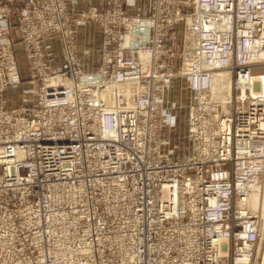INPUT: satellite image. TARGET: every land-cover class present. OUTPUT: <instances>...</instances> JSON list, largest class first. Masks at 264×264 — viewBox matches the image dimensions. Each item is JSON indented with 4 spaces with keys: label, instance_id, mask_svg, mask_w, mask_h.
I'll return each instance as SVG.
<instances>
[{
    "label": "built area",
    "instance_id": "1",
    "mask_svg": "<svg viewBox=\"0 0 264 264\" xmlns=\"http://www.w3.org/2000/svg\"><path fill=\"white\" fill-rule=\"evenodd\" d=\"M244 1L249 0H234L233 5L223 10L231 11ZM135 3L136 0H21L17 12L20 15L17 41L26 61L27 77L31 83L39 82L40 85L36 103L18 107H8L4 93L9 87L20 84L26 74L20 72L14 43L6 37L10 33L8 25L0 20V237L10 235L12 246L9 253L0 249V261L5 260V264H39V247L34 235L38 229H44L47 218L51 219L49 209L52 205L62 212L59 220L75 224L71 248L77 240L80 244L90 243L94 264H125L117 252L118 243H110L107 238L114 232L118 218L107 210L113 200L106 193L113 191V183H119L121 189L137 184L140 174L131 173L136 168L147 166L142 189L132 191L135 199L125 195L120 202L131 203L139 212L150 203L161 205L154 211L159 229L146 232L145 248L157 245L159 232L173 221L170 216H161L171 204L155 201L165 186L172 185L169 181L175 174L174 167L193 153L195 144L191 111L198 99L190 75L182 72L186 63L187 17L194 10L195 0H151V8L145 15L126 11L124 4L130 8L135 7ZM0 12L8 13L2 6ZM248 12L254 16L264 13V3ZM87 22L93 23L100 34L98 67L92 71L85 70L81 63L76 41L77 32ZM242 25V21L234 19L235 27ZM253 27V38L264 36V21L255 22ZM141 49L152 50L153 55L150 69L137 74L133 67ZM251 60L252 63L257 61L254 65L259 62V58ZM247 65L236 62L229 66L240 78L243 72L249 75ZM60 75L72 80V90H66L64 85L61 89L44 87L47 78ZM145 84L151 85L150 102L143 107L148 108L147 114L143 116L137 111L141 116L135 117L126 112L121 121L123 115L115 112L116 132L99 138L96 129L100 124L111 128L112 116L97 108L94 103L96 90L104 87L107 90L105 103L126 111L135 87L141 85L143 88ZM176 84L178 91L172 93L171 88ZM181 87L186 89L187 95ZM241 93L240 89H235L231 112L234 121L229 130L224 129L217 137L219 142L227 134L238 133L259 140L264 138L260 127L264 121L263 94H253L249 88L244 90L243 96ZM179 94H183V98H177ZM69 96L72 101L67 100ZM182 108L186 109L185 132L174 133L175 120ZM47 120L51 122L50 131L38 130ZM220 122L219 117L216 123ZM122 127L124 133L115 137ZM137 127L144 129L145 134L139 135ZM99 141L107 145V150L100 155L95 149ZM231 162L227 157L209 159L201 166L202 174L207 181L226 180L224 171L230 168ZM120 171L124 173H117ZM196 174L193 165L185 166L177 174L178 182L184 185L178 191L177 202L187 198V189ZM79 176L83 182L77 180ZM80 185L82 188L77 190ZM231 196L234 195H226L227 204L218 213L206 211L204 217L224 228L233 224L229 207ZM39 205L43 207L41 213H34ZM180 212L182 219L190 214L188 209ZM39 220L40 226L36 224ZM99 223H102L100 234ZM240 229L239 223L233 224L226 235L231 238L233 250L244 243L238 236ZM147 237L151 239L149 244ZM174 239V232L168 229V240ZM127 240L124 237L121 242ZM246 240L250 244L256 242L253 234ZM41 244L48 245V242ZM159 256L163 258L161 262L150 261L145 256L141 264H177L179 258L173 249L166 254L164 250ZM200 264L238 263L232 257L213 251Z\"/></svg>",
    "mask_w": 264,
    "mask_h": 264
},
{
    "label": "bare ground",
    "instance_id": "2",
    "mask_svg": "<svg viewBox=\"0 0 264 264\" xmlns=\"http://www.w3.org/2000/svg\"><path fill=\"white\" fill-rule=\"evenodd\" d=\"M233 2L234 0H195L194 10L187 17L186 63L182 67V72L190 75V83L198 99L191 111L192 137L195 144L193 153L183 163L174 167L175 174L169 181L172 185L165 186L159 193V199L155 201L169 202L171 206L167 211L162 212L161 216H170L173 219L168 227H163L159 232V243L146 248L144 246L146 232L159 229L158 222L154 218V211L161 205L150 203L144 211L139 212L131 203L120 202V198L125 195L135 199L132 191L142 189V180L147 176V166L131 171V173L140 174L139 182L133 183L131 188L121 189L119 183H113V191L108 190L106 193L107 197L113 200L107 205V210L118 218L114 232L107 238L110 243H118L117 252L125 264H141L145 256L150 261L161 262L163 258L159 255L164 250L166 254L172 249L179 255L177 264H200V261L205 256L210 257L213 251L227 258L232 257L238 264H253L255 257L254 264H257L258 250L264 232V202L261 203L260 198V188L264 178V138L259 140L250 135L238 133L227 134L219 142L217 137L223 134L224 129L229 130L234 121L231 112L232 103L235 102V89L241 90V96L246 88L251 89L253 94L264 96V74L253 75L251 71L256 66L264 65V36L261 35L259 38L252 36L253 24L260 20L264 21V13L254 16L248 12L264 3V0L244 1L231 11L223 10L224 7L233 5ZM234 19L242 21L243 25L235 27ZM125 43H128V38ZM151 55H153L152 50L139 51V58L133 67L137 74L150 69ZM255 58H259L256 65L254 64L257 61L252 63L251 60ZM236 62H246L248 64L246 69H250L249 75L243 72L238 78L236 70L229 66ZM136 79L139 80V78ZM257 83L259 87H255ZM62 85L68 91L73 88L72 80L62 75L49 77L44 83L45 88L61 89ZM150 93V84H145L143 88L137 85L127 102L125 111L124 108L119 109L116 105H107L105 103L107 90L99 87L95 92L94 103L100 110L110 113L112 126L106 128L100 124L96 129L97 136L103 138L105 135L116 132L115 112L123 115L121 121H124L126 112L135 117L141 116L137 115V111H140L143 116L147 114L148 108L143 107L147 101L150 102ZM67 100L72 101V96L67 97ZM73 117L76 118V116ZM95 117L98 123L97 113ZM219 117L221 122L216 123ZM238 123L236 120V124ZM260 125L264 133V121ZM50 128L51 122L47 120L38 127V130L48 132ZM136 131L139 135L145 134L144 129L139 130L137 127ZM123 133L124 127L115 137ZM95 149L100 155L107 150V145L99 141ZM140 149L144 150V147L141 146ZM220 157L232 160L230 168L224 171L227 179L207 181L201 171L202 164L209 159ZM187 165L195 166L197 174L194 181L189 184L187 198L183 202H177L178 191L184 187L178 182L177 174ZM117 173H124V171ZM119 176L122 177L123 174ZM77 180L83 182L82 176H79ZM81 188L82 185L77 190ZM184 194H187V191H184ZM227 194L234 195L230 197V217L233 224L241 225L238 236L244 239V243L239 247L236 246V250H233L231 238L226 236L233 229V224L224 228L217 222L204 217L206 211L218 213L221 207L227 204ZM42 208L39 205L37 209H34V213H41ZM181 209L190 211L187 218H181ZM49 213L51 219L47 218L48 223L44 229H38L34 235V241L39 247L38 263L94 264L95 257L92 258L90 243L80 244L77 240L72 244V248L70 247L72 228L75 224L59 220L58 218L63 215L62 212L57 211L55 205L51 206ZM36 224L40 226V220ZM101 226L102 223L97 226L99 234ZM168 229L174 232L176 239L168 240ZM249 234L255 236V244H250L246 240ZM124 237L128 239L127 242H121ZM43 241L48 242V245H42ZM147 242L148 244L151 242L150 237H147ZM0 249L10 252L12 249L10 235L0 237ZM97 249L100 250L101 246ZM262 255L263 262H261L264 264V254ZM5 263V260L0 261V264Z\"/></svg>",
    "mask_w": 264,
    "mask_h": 264
},
{
    "label": "rangeland",
    "instance_id": "3",
    "mask_svg": "<svg viewBox=\"0 0 264 264\" xmlns=\"http://www.w3.org/2000/svg\"><path fill=\"white\" fill-rule=\"evenodd\" d=\"M20 1L17 0H0V7L2 6L4 8V11H8V13H2L0 12V20H3L6 22L8 25V30L10 33L6 35V37L10 40L13 41L14 47H15V53H16V58L19 64V69L20 72L23 74H26L22 82L20 84H17L15 87H9L5 93V102L8 107H18L21 106L22 104H34L36 103V97H37V90L40 85L39 82H34L31 83L32 81L29 80L27 77V68H26V61L24 58V55L21 54L20 52V46L21 44L17 41L18 38V20L20 19V15H18V10L20 8ZM27 1V0H26ZM93 2V1H92ZM98 2V1H96ZM149 2L151 0H136L135 7H128L126 4L125 8L126 11L133 13V14H138L139 11L142 9V15H145L149 9L151 8V5H149ZM129 8V9H128ZM93 23L87 22L84 26L80 27V30L77 32L76 36V41H77V49H78V56L83 64L85 70H95L98 67V63H96V54H97V49H98V43L97 39L100 36L99 30L94 28ZM88 26V27H87ZM84 27V28H82ZM82 28V29H81ZM5 32V31H4ZM3 36H5L3 34ZM59 46H56V49ZM99 49H100V44H99ZM99 55V52H98ZM24 58V59H23ZM98 58V57H97ZM250 71V69H247ZM246 70V71H247ZM253 75H259V74H264V65L263 66H256L252 70ZM256 73V74H255ZM255 87H259V84L257 83ZM178 84L173 85L171 88V91L173 93H176L178 91ZM182 92L187 95V93L184 91L186 90L184 87H181ZM170 94V93H169ZM177 98H183V94H179ZM7 99V101H6ZM186 128V109L182 108L179 111V114H177V118L175 120V125L173 127L174 133H182L184 134ZM184 146L185 143H183ZM260 193H261V200L263 203L264 202V178L262 180L261 188H260ZM264 252V232H263V238L260 243V247L258 250V261L257 264H262V258H263V253ZM262 257V258H261ZM262 261V262H261Z\"/></svg>",
    "mask_w": 264,
    "mask_h": 264
},
{
    "label": "crops",
    "instance_id": "4",
    "mask_svg": "<svg viewBox=\"0 0 264 264\" xmlns=\"http://www.w3.org/2000/svg\"><path fill=\"white\" fill-rule=\"evenodd\" d=\"M142 9H143V7H142ZM142 9L139 11L140 13H142ZM91 26H93L95 29L97 28L95 25H91ZM82 28H84V27H82ZM97 43H98V49H97V54H96V63L98 62V58L97 57H98V52H99L100 36L97 39ZM183 94L185 95V93H183ZM6 101H7V99H6Z\"/></svg>",
    "mask_w": 264,
    "mask_h": 264
}]
</instances>
